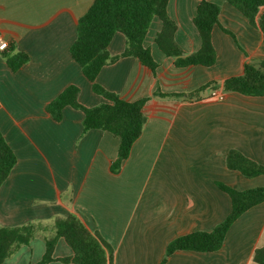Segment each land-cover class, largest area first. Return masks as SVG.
Listing matches in <instances>:
<instances>
[{
	"label": "crops",
	"instance_id": "obj_1",
	"mask_svg": "<svg viewBox=\"0 0 264 264\" xmlns=\"http://www.w3.org/2000/svg\"><path fill=\"white\" fill-rule=\"evenodd\" d=\"M207 1L220 7L211 33L214 65L176 68L154 43L162 26L155 18L144 46L158 64L156 74L125 57L96 77L97 84L124 100L149 98L142 134L120 171L112 173L116 138L99 130L83 135L79 110L65 107L59 122L45 111L69 85L79 88L78 102L85 107L105 102L68 52L77 20L93 0H0V35L29 59L12 72L0 52V132L17 157L0 187V225L33 222L49 229L4 264L38 263L45 239L53 236V216L69 214L112 248V264H256L254 251L264 245V202L233 223L220 250L177 251L163 263L173 239L210 232L228 216L230 198L216 183L239 191L264 186V176L249 179L226 167L229 150L264 167V96L222 88L226 79L242 75L245 64L264 62V33L227 0ZM196 4L169 0L167 5L177 26L175 41L188 54L201 45L192 22ZM124 45V36L116 33L109 54H121ZM156 90L167 95L200 91L189 100L153 97ZM212 91L223 93L224 100L212 99ZM68 190L71 196L62 200ZM70 255L59 239L53 258Z\"/></svg>",
	"mask_w": 264,
	"mask_h": 264
},
{
	"label": "trees",
	"instance_id": "obj_2",
	"mask_svg": "<svg viewBox=\"0 0 264 264\" xmlns=\"http://www.w3.org/2000/svg\"><path fill=\"white\" fill-rule=\"evenodd\" d=\"M169 0H93L86 12L76 23L75 39L68 48L72 60L79 66L83 76L91 83L93 93L105 102L94 107H85L78 102L79 88L69 85L48 105L45 111L56 122L63 118V109L71 107L83 113L82 134L91 130L109 133L118 140L117 157L111 163L112 173H118L122 163L130 155L134 142L141 136L146 118L143 112L149 98L127 101L118 94L109 92L96 83L101 69L120 58L132 57L149 69L153 75L158 68L151 49L144 46L148 29L153 19L161 21L162 26L156 33L154 43L163 55L173 59L176 68L194 66L210 67L216 60L211 41V33L219 24L220 7L207 0H196L192 22L199 38L200 48L194 53H186L175 41L177 26L167 15ZM252 26L264 33V0H227ZM223 32L233 35L222 29ZM116 33L125 38L124 50L111 56L109 44ZM2 58L12 72H16L28 62L23 53L14 52L13 44L8 43ZM225 92L237 93L248 97L264 96V62L248 63L240 76L223 82ZM202 90V89H200ZM200 90L186 95H167L156 90L153 97L169 96L195 97ZM17 163V157L0 132V187ZM226 167L239 172L245 178L264 176V167L246 158L236 150L226 155ZM231 202L228 216L210 232H193L173 239L166 248V258L177 251L213 253L221 249L225 236L233 223L249 209L264 202V186L239 191L223 183H216ZM49 229L33 222L14 227L0 225V264L11 258L22 246L28 245L40 232ZM53 236L45 239V253L36 264H50L58 261L65 264H112V248L90 232L83 221L74 214L57 216L50 227ZM59 239H63L71 250L66 258H53V250ZM253 261L264 264V245L255 249Z\"/></svg>",
	"mask_w": 264,
	"mask_h": 264
},
{
	"label": "built area",
	"instance_id": "obj_3",
	"mask_svg": "<svg viewBox=\"0 0 264 264\" xmlns=\"http://www.w3.org/2000/svg\"><path fill=\"white\" fill-rule=\"evenodd\" d=\"M8 47V42L0 35V52H3L7 49ZM210 97L212 99H215L217 101H223L224 100V95L223 93H220L218 91H212L210 94Z\"/></svg>",
	"mask_w": 264,
	"mask_h": 264
},
{
	"label": "rangeland",
	"instance_id": "obj_4",
	"mask_svg": "<svg viewBox=\"0 0 264 264\" xmlns=\"http://www.w3.org/2000/svg\"><path fill=\"white\" fill-rule=\"evenodd\" d=\"M187 96V95H186ZM187 99H189V97H187ZM71 190H68L67 192H63L62 193V200H66L67 197H70L71 196ZM57 216H60V215H56V216H53V218L57 217Z\"/></svg>",
	"mask_w": 264,
	"mask_h": 264
}]
</instances>
